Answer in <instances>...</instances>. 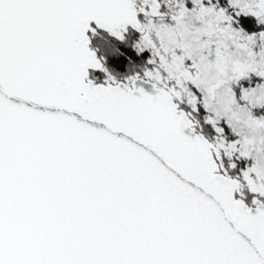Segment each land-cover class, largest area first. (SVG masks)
I'll use <instances>...</instances> for the list:
<instances>
[{
  "label": "snow or ice",
  "instance_id": "6c2138e0",
  "mask_svg": "<svg viewBox=\"0 0 264 264\" xmlns=\"http://www.w3.org/2000/svg\"><path fill=\"white\" fill-rule=\"evenodd\" d=\"M0 264H264V0H0Z\"/></svg>",
  "mask_w": 264,
  "mask_h": 264
},
{
  "label": "flooded vegetation",
  "instance_id": "af4514ba",
  "mask_svg": "<svg viewBox=\"0 0 264 264\" xmlns=\"http://www.w3.org/2000/svg\"><path fill=\"white\" fill-rule=\"evenodd\" d=\"M103 34L105 38H102L98 35ZM88 35L93 36L91 33H88ZM94 40L90 43V48L95 49L94 44H97L99 47H102L106 53L109 54V59L107 60V67L114 72V74H117V78L120 79L125 75V66H126V60L127 56H120L117 54H113L112 49H120L121 51L127 53L128 49L126 47V44H122L119 41L113 39L110 37L106 32L97 29V34L94 36ZM98 50V49H97ZM97 55L99 56L98 52ZM101 74L99 73H93L90 71L89 77H100Z\"/></svg>",
  "mask_w": 264,
  "mask_h": 264
},
{
  "label": "rangeland",
  "instance_id": "374dc122",
  "mask_svg": "<svg viewBox=\"0 0 264 264\" xmlns=\"http://www.w3.org/2000/svg\"><path fill=\"white\" fill-rule=\"evenodd\" d=\"M96 36V35H95ZM98 36H100V37H102V38H105V36L103 35V34H100V35H98ZM94 36H91V42H92V40H94ZM94 46H95V49L97 50V52H98V54H99V56H104V57H106L107 58V60L109 59V54L108 53H106L105 52V50L102 48V47H99L97 44H94Z\"/></svg>",
  "mask_w": 264,
  "mask_h": 264
},
{
  "label": "water",
  "instance_id": "95a60500",
  "mask_svg": "<svg viewBox=\"0 0 264 264\" xmlns=\"http://www.w3.org/2000/svg\"><path fill=\"white\" fill-rule=\"evenodd\" d=\"M91 71V70H90Z\"/></svg>",
  "mask_w": 264,
  "mask_h": 264
}]
</instances>
